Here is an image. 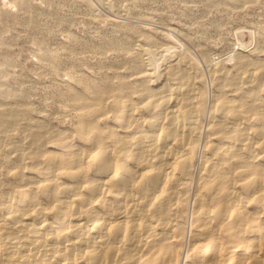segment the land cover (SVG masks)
Segmentation results:
<instances>
[{
  "label": "bare ground",
  "instance_id": "bare-ground-1",
  "mask_svg": "<svg viewBox=\"0 0 264 264\" xmlns=\"http://www.w3.org/2000/svg\"><path fill=\"white\" fill-rule=\"evenodd\" d=\"M138 50L59 92L48 143L0 109V264H264V64L209 70L208 99L195 58Z\"/></svg>",
  "mask_w": 264,
  "mask_h": 264
},
{
  "label": "rangeland",
  "instance_id": "rangeland-1",
  "mask_svg": "<svg viewBox=\"0 0 264 264\" xmlns=\"http://www.w3.org/2000/svg\"><path fill=\"white\" fill-rule=\"evenodd\" d=\"M140 46L158 63L166 50L195 58L210 99L209 70L264 64V0H0V109L25 113L14 138L26 140L29 126L48 143L71 128L74 110L59 92L116 69L130 80Z\"/></svg>",
  "mask_w": 264,
  "mask_h": 264
}]
</instances>
